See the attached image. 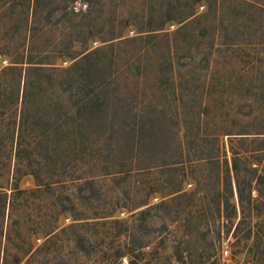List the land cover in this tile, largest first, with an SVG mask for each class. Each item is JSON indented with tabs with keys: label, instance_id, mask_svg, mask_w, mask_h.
<instances>
[{
	"label": "rangeland",
	"instance_id": "obj_1",
	"mask_svg": "<svg viewBox=\"0 0 264 264\" xmlns=\"http://www.w3.org/2000/svg\"><path fill=\"white\" fill-rule=\"evenodd\" d=\"M192 2L0 0V264H264L233 175L235 150L239 194L253 200L264 0H199L187 18ZM86 52L81 67L105 72L98 123L78 101L96 83L72 68ZM66 73L82 87L62 85ZM148 132L163 144L138 147ZM84 179L95 194L76 195Z\"/></svg>",
	"mask_w": 264,
	"mask_h": 264
},
{
	"label": "trees",
	"instance_id": "obj_2",
	"mask_svg": "<svg viewBox=\"0 0 264 264\" xmlns=\"http://www.w3.org/2000/svg\"><path fill=\"white\" fill-rule=\"evenodd\" d=\"M199 1V0H193V2L190 4L189 8V13L187 15V18L191 17L193 15L192 12V8L195 5V3ZM252 4V3H251ZM254 6V5H253ZM185 18V19H187ZM160 28L157 29H152V30H146L143 32H154V31H159ZM119 36L117 37H111L109 40L112 41L114 39H118ZM98 51H95V53H97ZM93 55L92 52H86L84 54H82L79 58L78 61H76L74 63V65L72 66V68H74L75 72H78L79 70L83 71V75L85 77L86 75V79H93L92 81L96 83V86L94 88H92L90 91H88V93L86 94V96L82 99H78V101L80 102L79 107L81 110L84 111V117H83V121L86 120V122H90L93 121L95 123H98L100 121H106L108 114H107V106L104 104L105 102L103 101V93L101 92L102 90V86L104 84V82L106 81L105 78H103L102 76H104V70L103 68H99V69H94L93 71V64L90 66V68L88 69L87 67H81V64L85 61L88 60L89 58H91V56ZM89 70H92V74L90 76V72ZM108 73V72H107ZM108 74H106L107 76ZM82 77V73L81 74H77L74 76L70 75L69 73H66V75L63 77L61 84L65 85L67 84L68 86H72L74 85H78L79 87H82V84L84 83V80L81 79ZM105 77V76H104ZM140 129H142L141 125H140ZM264 138V137H263ZM146 140L148 146H152V147H157V145H161L163 144L160 140L156 139L155 137H153L152 133L148 132L147 135H139L136 137V145L138 147H141L143 141ZM135 141V140H134ZM189 138L184 134L182 136V139H176L175 140V149L178 153L179 156L178 157V161L179 162H173L171 164V170L173 172H175V180L177 179V177H179L178 175V171L177 167L178 165L181 164L182 166V161L184 158V154L185 151L188 149L187 148V142H189ZM261 143L264 144V139L260 140ZM264 146L263 148L259 149L260 153H264ZM260 155L257 156L255 163H252L249 166V172L252 174V178L254 181V184L256 186L255 188V192L256 195L254 197L253 200H251L250 198H248L246 201L243 200L242 196L239 194V170L237 169V161H238V157H237V153L234 150V170H233V175H234V187L236 190V198H237V206L239 209V212L241 213V215H243L245 212L247 214H249L250 216H253L255 218L254 222L252 223L251 227L247 230L246 235L244 236L245 240H248L249 238H252L253 241L250 245V247L248 248V250H257L260 246L258 244V242L260 241L259 239H262L264 236H260V233L263 235V230H264V196H262L260 190L257 189V187H259V185L264 183V175L262 174V167L263 164L260 162ZM178 182L182 181V178H179V180H177ZM84 188H89L90 192L93 194L94 192L96 193V187L93 185L92 180L90 179H84L80 184L76 185L75 188V193L76 195H80V193H82V190ZM179 190H174V193H177ZM226 191V187H223L222 192L225 193ZM94 193V194H95ZM89 194V193H88ZM228 205L227 201L224 200L223 202V206H222V210L224 211L226 209V206ZM145 211L144 210H140L137 213L138 214H143ZM237 234V225L234 227L233 232H232V238H235V235ZM74 237V243L76 245V247L82 251V252H86L87 250V246L85 243V240L83 238L82 235H80L79 233H74L73 234ZM264 248V247H263ZM263 260L259 259V261ZM257 260L254 259V262H256Z\"/></svg>",
	"mask_w": 264,
	"mask_h": 264
},
{
	"label": "built area",
	"instance_id": "obj_3",
	"mask_svg": "<svg viewBox=\"0 0 264 264\" xmlns=\"http://www.w3.org/2000/svg\"><path fill=\"white\" fill-rule=\"evenodd\" d=\"M223 253H226L225 251Z\"/></svg>",
	"mask_w": 264,
	"mask_h": 264
}]
</instances>
